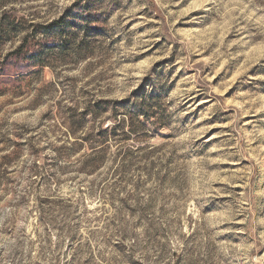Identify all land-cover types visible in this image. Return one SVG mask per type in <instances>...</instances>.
I'll return each instance as SVG.
<instances>
[{
    "label": "rangeland",
    "instance_id": "obj_1",
    "mask_svg": "<svg viewBox=\"0 0 264 264\" xmlns=\"http://www.w3.org/2000/svg\"><path fill=\"white\" fill-rule=\"evenodd\" d=\"M85 5L0 95V264H264V0H0V62Z\"/></svg>",
    "mask_w": 264,
    "mask_h": 264
},
{
    "label": "trees",
    "instance_id": "obj_2",
    "mask_svg": "<svg viewBox=\"0 0 264 264\" xmlns=\"http://www.w3.org/2000/svg\"><path fill=\"white\" fill-rule=\"evenodd\" d=\"M85 1V0H84ZM89 6L80 8L78 13H65L58 20L47 26H39L35 28L31 37L26 36L22 39V43L0 62V95L7 92V83L10 81V76H15L17 72L27 73L32 69L39 68L43 65H32L30 62H36L43 54V48L46 47L47 40L35 41L36 34L46 36H62L57 44V48L61 53L71 49V38L77 37V34H82L86 40L92 38V34L99 31V20L89 14ZM84 9V12H83ZM84 13V15H83ZM78 27V28H77ZM74 29V30H72ZM67 31H72V36L66 35ZM74 32V33H73ZM3 33V26H0V35ZM31 39L32 41H30ZM84 44V40H83ZM89 45V43L87 44ZM10 62V63H9ZM15 88H18L15 86Z\"/></svg>",
    "mask_w": 264,
    "mask_h": 264
}]
</instances>
